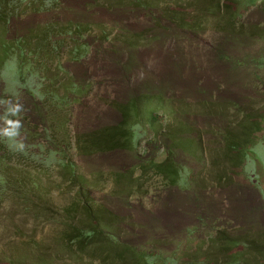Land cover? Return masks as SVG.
<instances>
[{
  "label": "rangeland",
  "instance_id": "obj_1",
  "mask_svg": "<svg viewBox=\"0 0 264 264\" xmlns=\"http://www.w3.org/2000/svg\"><path fill=\"white\" fill-rule=\"evenodd\" d=\"M0 2V264H264V0Z\"/></svg>",
  "mask_w": 264,
  "mask_h": 264
},
{
  "label": "trees",
  "instance_id": "obj_2",
  "mask_svg": "<svg viewBox=\"0 0 264 264\" xmlns=\"http://www.w3.org/2000/svg\"><path fill=\"white\" fill-rule=\"evenodd\" d=\"M3 7H4L3 3L0 2V12L7 10V8H5V7L3 8ZM3 13H5V12H3ZM2 15L3 14H1L0 17H2ZM77 28L78 29H77V32H75V34L80 35L82 27L78 26ZM50 29H51V26H48L47 30H50ZM52 29H53V27H52ZM54 33H55L54 29L52 30V32L48 31V34H50L52 36L54 35ZM124 124H125V122L122 120V122L119 126H115V127L110 128L108 130L105 129V130L101 131L100 133H98V134L96 133L95 135L91 136L90 138H86L85 140H83V143H84L83 149H84L85 153L92 154L93 152H107V151H114V150H122V149L130 147V144H129L130 140L122 141V139H121V135L123 136L122 131H126V128H124ZM237 147H238V145L236 143L231 144V146H230L231 150H237V151L240 150L241 151V149L240 148L237 149ZM151 163L156 168L162 167L161 164H154L153 162H151ZM139 167H141V164H139L138 168ZM128 171H126L122 175L126 176L128 174ZM129 172H132V174H134V172L132 170H130ZM94 234H95V230H89V229L78 230V231L74 232L70 241L72 244L77 245L78 247L86 246L87 242L90 241L94 237L93 236ZM235 263H236L235 261H230L229 264H235Z\"/></svg>",
  "mask_w": 264,
  "mask_h": 264
}]
</instances>
